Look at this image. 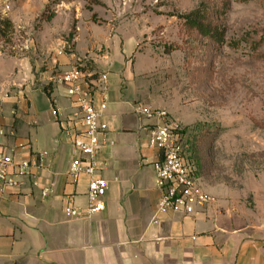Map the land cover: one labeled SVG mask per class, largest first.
Masks as SVG:
<instances>
[{
    "label": "crops",
    "instance_id": "0c3cea01",
    "mask_svg": "<svg viewBox=\"0 0 264 264\" xmlns=\"http://www.w3.org/2000/svg\"><path fill=\"white\" fill-rule=\"evenodd\" d=\"M8 1L0 0V14ZM25 13L11 19L16 26L26 24ZM47 36L42 53L38 40L27 50L21 43L11 54L0 51V124L7 129L0 141L16 149L17 160L48 151L41 168L0 196V264H264V226L235 218L226 201L217 198L194 214L156 212L161 191L153 163L159 151L146 141L154 120L136 111L138 103L150 105L133 62L134 44H115L98 57L86 54L81 35L62 53L65 42ZM87 56L95 69L83 71L96 104L107 103L102 119L108 130L97 158L108 185L104 209L75 219L65 207L68 201L89 205V175L71 174L81 113L59 74L82 66Z\"/></svg>",
    "mask_w": 264,
    "mask_h": 264
},
{
    "label": "rangeland",
    "instance_id": "374dc122",
    "mask_svg": "<svg viewBox=\"0 0 264 264\" xmlns=\"http://www.w3.org/2000/svg\"><path fill=\"white\" fill-rule=\"evenodd\" d=\"M230 1L223 22L237 47L207 46L186 33L178 17L203 3ZM0 17L19 19L0 51L13 53L27 39L41 49L48 34L86 54L105 56L115 44H134L133 62L147 103L165 109L182 128L187 152L206 191L226 201L235 218L264 226V58L244 37L264 33V0H10ZM4 6V7H5ZM52 17L48 19V17ZM16 21V20H15ZM256 34H255V33ZM84 34V35H82ZM47 36V37H48ZM81 38V37H80ZM30 47V46H29ZM30 49V48H29ZM88 50V51H87ZM29 51V50H28ZM259 51V52H258ZM84 71L94 61L84 58Z\"/></svg>",
    "mask_w": 264,
    "mask_h": 264
},
{
    "label": "built area",
    "instance_id": "2783aa9c",
    "mask_svg": "<svg viewBox=\"0 0 264 264\" xmlns=\"http://www.w3.org/2000/svg\"><path fill=\"white\" fill-rule=\"evenodd\" d=\"M27 41L26 48L32 40L29 38ZM64 49H66L65 43L59 52L62 53ZM59 81L66 85L67 95L73 99L81 113V126L72 140L71 174L75 179H78L81 173L89 175V205L79 208L72 201H68L65 214L75 219L91 218L105 207L103 197L108 182L98 174L101 164L97 156L102 145V135L108 130L107 123L102 119L107 103L103 101L97 106L95 89L79 66L62 71L59 74ZM5 95L9 97L10 94L7 92ZM136 111L154 120L148 129L146 141L148 147L159 151V158L153 163L155 182L161 191L156 212L194 214L200 207L216 204L217 197L205 190L195 173L180 125L170 119L165 109L138 103ZM54 113L56 114L57 111L54 110ZM6 135L7 129L0 124V139ZM15 151V148L6 146L0 141V196L20 187L22 179L29 176L34 168H41L44 157L48 155V151H43L38 153L34 160H17ZM49 191V187H45L43 195H48Z\"/></svg>",
    "mask_w": 264,
    "mask_h": 264
},
{
    "label": "trees",
    "instance_id": "16d2710c",
    "mask_svg": "<svg viewBox=\"0 0 264 264\" xmlns=\"http://www.w3.org/2000/svg\"><path fill=\"white\" fill-rule=\"evenodd\" d=\"M236 1L247 2L250 0ZM229 4L230 1L224 2L222 5L203 3L202 5L187 13L180 14L178 17L183 21V27L185 28L186 33L191 36H195L199 42L202 41V43L206 44L207 46L212 45L217 48L226 44L237 47L239 44L238 42L232 41L228 43L226 39L227 29L223 19L226 15ZM51 17L52 15H50L47 20H49ZM12 29V21L10 19L0 17V42L5 38H10ZM253 36L254 34L250 32L244 37V39L247 40L255 50H260L264 45V33L261 34L257 40H255ZM258 54L264 58V51Z\"/></svg>",
    "mask_w": 264,
    "mask_h": 264
}]
</instances>
